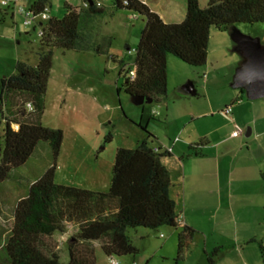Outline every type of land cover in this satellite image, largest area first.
Here are the masks:
<instances>
[{"label": "trees", "instance_id": "16d2710c", "mask_svg": "<svg viewBox=\"0 0 264 264\" xmlns=\"http://www.w3.org/2000/svg\"><path fill=\"white\" fill-rule=\"evenodd\" d=\"M186 1L185 19L166 22L143 0H112L115 8L133 11L145 20L133 67L111 54L120 63V74L125 78L123 88L130 96L143 95L153 101L166 98L168 56L174 55L193 67H204L214 28L264 23V0H208L206 6H201L200 0ZM51 6V0H34L30 7L36 17L49 14L40 23L37 65L19 60L15 73L0 77V189L18 168L29 163L41 143L49 148L46 170L15 203L13 228L4 246L7 255L1 264H97L96 241L108 256L135 255L139 249L128 235V228L156 230L163 225H182L178 258H184L196 230L177 222L178 202L172 195L173 180L164 162L171 153L150 144V138L155 136L147 126L143 128L147 136L136 147L117 149L107 191L56 182L65 131L43 124L54 50L96 48L99 53H109L111 39L102 38L98 46V40L94 41L99 17L107 11L106 3L98 6L95 0H89L86 7L66 4L67 12L62 18L51 15ZM112 140L113 134L108 133L97 155ZM191 148L196 152L198 146ZM69 224L76 232L68 246L70 260L64 263L55 236L67 233ZM221 249L210 253L211 263Z\"/></svg>", "mask_w": 264, "mask_h": 264}, {"label": "rangeland", "instance_id": "374dc122", "mask_svg": "<svg viewBox=\"0 0 264 264\" xmlns=\"http://www.w3.org/2000/svg\"><path fill=\"white\" fill-rule=\"evenodd\" d=\"M33 1L12 0L8 6L0 4V77L15 73L19 60L33 66L39 61L41 18L37 17L30 25H26L25 17L17 11L21 6L31 7ZM68 1L86 7L84 0H51L52 14L62 18L67 12L65 6ZM150 1L160 9H168L170 2ZM176 1L179 10L182 8L184 12L187 8L186 0ZM106 7V13L99 17V31L94 33V41L98 40V46L102 38L111 39L110 52L99 53L96 48L55 49L54 66L46 94L43 124L65 131L63 158H68V154H78L80 157L77 167L69 169L62 164L60 168L62 177L75 182L73 184L76 186H90L97 171L111 176L115 149L136 147L138 139L147 136L144 127L147 126L150 132L154 129L164 130L161 122L163 114H158L162 108L159 101L136 104L123 88L125 78L120 74V63L111 57L114 54L124 59L127 66L133 67L145 20L133 11L115 8L112 0L106 1ZM179 16L178 11L167 19L178 21L183 17ZM242 33L258 40L264 51V23H237L227 29L212 30L210 61L245 69L246 63L251 61V55L239 38ZM171 58L168 62V90L174 97L175 93H182L184 83L192 81L189 75L201 81L203 67H193L174 55ZM108 133L113 134L114 140L102 151V158L97 160L96 153ZM150 144H158L156 138H150ZM48 150L45 143H41L29 163L18 168L0 189V264L7 255L4 246L13 228L15 203L27 194L31 182L48 165ZM80 165H83L82 169ZM97 187L102 189V186ZM182 229V225H163L156 230L146 227L128 228L127 233L139 251L135 255L112 257L120 264H232L231 256L225 253L213 256L214 262L211 263L208 259L211 252L205 253L202 247L194 249L192 243L184 251V258L179 259V233ZM75 232L76 228L69 224L67 233L55 236L64 263L70 260L68 246ZM94 247L97 264H113L112 257L105 254L99 241L94 243Z\"/></svg>", "mask_w": 264, "mask_h": 264}, {"label": "crops", "instance_id": "0c3cea01", "mask_svg": "<svg viewBox=\"0 0 264 264\" xmlns=\"http://www.w3.org/2000/svg\"><path fill=\"white\" fill-rule=\"evenodd\" d=\"M143 1L166 22L181 21L187 12V8L184 12L182 8L179 10L176 0L168 2V9L156 8L150 0ZM207 3L208 0H200L201 6ZM66 4L79 6L69 1ZM178 11L179 18L183 16V19H167ZM51 15L55 16L52 6ZM170 60L171 55L168 62ZM202 71L200 82L190 75L188 77L192 78L196 94L183 89L180 95L175 93L172 97L168 90L166 98L159 101L162 108L158 114H163L161 122L164 130L152 131L158 143L153 146L171 153L164 162L173 180L172 195L177 199L179 216L196 230L192 241L194 249L202 247L201 250L209 253L221 247L218 255L225 253L231 256L232 264H262L264 97L250 98L247 85H237L239 69L224 62H211L210 52ZM227 106H232L231 115L223 113ZM237 125L243 130L240 135L234 136L232 133ZM140 141L138 139L137 144ZM192 146H198L196 152H193ZM62 151L63 146L55 180L60 184L76 186L75 182L62 177L60 168L62 164L69 169L77 167L80 157L68 154V158H63ZM102 155L96 153V159H101ZM82 166L79 167L82 169ZM94 175L96 178L90 186L78 187L107 191L111 186L113 169L111 176L98 171ZM97 186H102V189Z\"/></svg>", "mask_w": 264, "mask_h": 264}, {"label": "water", "instance_id": "95a60500", "mask_svg": "<svg viewBox=\"0 0 264 264\" xmlns=\"http://www.w3.org/2000/svg\"><path fill=\"white\" fill-rule=\"evenodd\" d=\"M241 42L248 48L251 55V61L245 65V69L238 71L237 85H247L250 91V98L257 99L264 97V51L261 44L255 38L247 35H239ZM183 89L191 94H196L195 85L192 81L187 82ZM136 104H143L145 102H153L152 98H146L143 95L132 96Z\"/></svg>", "mask_w": 264, "mask_h": 264}, {"label": "built area", "instance_id": "2783aa9c", "mask_svg": "<svg viewBox=\"0 0 264 264\" xmlns=\"http://www.w3.org/2000/svg\"><path fill=\"white\" fill-rule=\"evenodd\" d=\"M95 1H96V3H97L98 6H103L106 3V1H109V0H95ZM11 2H12V0H1V4L2 5H6V6L10 5ZM88 4H89V0H87V2L84 3V5H86V6H88ZM17 11L25 17V24L26 25H30L34 21V19L37 18L34 15V12L30 8L22 7L21 6V7H19L17 9ZM40 18H41V21L42 20H46V19L49 18V14L48 13H44V14L40 15ZM40 30H41V32H40V36H41V34H42V28ZM131 74L134 75L135 74V71L134 70L131 71ZM30 106H31V104H30ZM223 113L226 114V115H231L232 114V106H227L225 108V110L223 111ZM242 130H243L242 127H240V126L237 125V128L233 131L232 135L238 136V135H240L242 133ZM177 222L179 224H185L183 218L180 217V216L177 219ZM112 261H113V264H120L119 261H117V260H115L113 258H112Z\"/></svg>", "mask_w": 264, "mask_h": 264}]
</instances>
